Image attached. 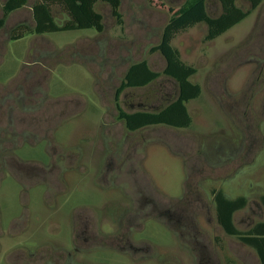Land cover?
Segmentation results:
<instances>
[{"label":"rangeland","instance_id":"1","mask_svg":"<svg viewBox=\"0 0 264 264\" xmlns=\"http://www.w3.org/2000/svg\"><path fill=\"white\" fill-rule=\"evenodd\" d=\"M36 1L9 15L0 28V118L3 115L7 123L0 122V129L7 130L0 134V255L7 253L14 240L11 221L25 212L31 228L42 218L41 228L36 225L29 235L47 234L51 212L45 182H41L53 178L43 177L40 167L44 164L53 163L61 171L76 168L62 182L65 193L59 197L66 203L60 202L58 214L52 215L64 233L68 230L64 218L71 207L81 203L100 207L109 197L121 196L118 190L113 194L96 187L93 164L101 154L99 140L126 137L144 145V169L157 197L180 200L181 226H173L174 236L153 219L145 222L143 235L165 264H260L254 249L219 224L214 192L247 199L246 207L234 216L238 230L247 231L263 220L264 3L213 41L206 40V24L180 32L172 41L182 61L197 68L191 80L201 87L200 97L187 104L192 118L189 128L149 126L130 132L118 119V89L135 63L147 61L152 70L163 71L165 59L151 50L160 43L171 10L194 0H121L122 23L108 4L98 3L95 9L104 17L103 32L26 34L11 40L18 28H33ZM237 4L251 9L249 2L238 0ZM207 5L212 17L222 13L219 2L208 0ZM52 9L57 23L66 24V12L58 5ZM176 91L174 83L162 77L145 88L126 89L119 102L126 112H155ZM15 117L25 123L44 117L46 130L21 133L8 124ZM124 144L112 142L110 148L115 151ZM79 148L84 156L78 165V158L71 156ZM103 183L112 187L114 181L108 177ZM113 209L119 211V205ZM111 258L113 264H129L118 254Z\"/></svg>","mask_w":264,"mask_h":264},{"label":"flooded vegetation","instance_id":"2","mask_svg":"<svg viewBox=\"0 0 264 264\" xmlns=\"http://www.w3.org/2000/svg\"><path fill=\"white\" fill-rule=\"evenodd\" d=\"M141 105L143 104H140V107ZM116 108L118 119L125 124L130 132L143 129L130 130L126 122L120 118L121 111L126 112L120 102L119 104L116 102ZM140 112L148 111L139 109L126 113ZM20 117L26 116L20 115ZM0 122L2 125L7 124L3 115ZM8 122V124L15 125L21 133L24 131L40 133L46 130L43 126L47 124L44 117L30 123H25L24 119L19 120L18 117H15L14 120L13 118L8 119ZM20 126L27 128L21 129ZM0 131L1 135H4L5 131L7 132L5 128ZM112 136L114 137V135ZM110 140V138L108 141L103 138L99 140L102 142V148H100L101 154H96L99 159L97 158L93 164L94 178L96 187L99 186L101 191L108 189L115 194L118 190L122 195L109 197L107 202L100 207L88 203L71 207L70 213L64 218L68 226L67 233H64L59 227V222L54 220L52 215L58 214L60 202L62 203L64 198L59 197L65 193L62 182H67L66 176L71 171L74 172L76 168L69 167L61 171L53 163L42 165L40 170L43 177L49 175L53 178L52 182L47 180L41 182H45L46 204L47 209L51 212L47 217L49 225L47 234L40 235L37 234L39 233L37 231L34 233L37 234L34 237L29 235L34 232L36 225L38 228L41 226V217L36 219L33 228L30 227V218L26 212L13 218L10 227L13 228L12 237L14 240L7 253L3 256L0 255V264H113L111 258L113 254L127 259L129 264H144L148 260H154L155 264H165L166 260L154 253L152 244L143 235L146 229L145 222L148 219H153L163 224L173 235V226H181L180 200L178 198L168 202L157 197L144 169L146 151L142 143H134L126 137L121 139L114 137ZM116 141H123L125 144L122 149L113 151L115 148L110 147L112 142ZM99 142L96 148L100 146ZM96 155L92 153L91 157H96ZM9 156L12 157V155ZM83 156L84 149L79 148V153L71 157L78 158L76 161L79 165ZM62 162H66V160ZM108 177L114 181L112 187H107L103 183V180ZM63 203H66V200ZM118 205L119 211L116 212L113 208ZM187 221V218H184L185 225ZM187 226L189 227V224Z\"/></svg>","mask_w":264,"mask_h":264},{"label":"trees","instance_id":"3","mask_svg":"<svg viewBox=\"0 0 264 264\" xmlns=\"http://www.w3.org/2000/svg\"><path fill=\"white\" fill-rule=\"evenodd\" d=\"M207 1L194 0L178 10H171L172 17L163 29L160 43L151 50L161 54L165 59L166 65L162 72L152 70L147 61L135 63L128 69L116 95L118 104L120 95L125 89L145 88L162 77L174 83L177 89L176 96L158 111L135 114L121 111L120 118L126 122L130 130L149 126L189 128L192 118L187 104L200 97L201 87L191 80L197 73V68L182 61L180 53L172 46V41L180 32L198 24L207 25L206 40L213 41L247 19L253 10L264 3V0H243L251 4L250 10H244L238 6V0H215L221 4L222 13L217 17H212L208 12ZM29 2L30 0H0V11L3 14L0 28L4 26L9 15L24 9ZM98 3L108 4L113 16L122 23L121 0H37L32 6L33 28L28 27L24 31L18 28V33L11 40H19L26 34L42 36L88 29L103 32L104 17L95 9ZM54 5L60 6L69 16L66 24L59 25L55 20L52 11ZM214 201L218 222L225 232L254 249L260 264H264V217L249 230L240 231L234 224V216L246 207L247 199L245 197L230 199L222 190H219L214 192ZM261 202L264 206V196Z\"/></svg>","mask_w":264,"mask_h":264}]
</instances>
